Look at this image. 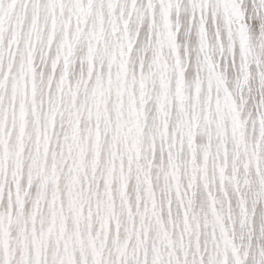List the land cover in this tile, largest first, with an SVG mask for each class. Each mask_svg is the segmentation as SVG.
Instances as JSON below:
<instances>
[{
    "label": "snow or ice",
    "instance_id": "obj_1",
    "mask_svg": "<svg viewBox=\"0 0 264 264\" xmlns=\"http://www.w3.org/2000/svg\"><path fill=\"white\" fill-rule=\"evenodd\" d=\"M0 264H264V0H0Z\"/></svg>",
    "mask_w": 264,
    "mask_h": 264
}]
</instances>
